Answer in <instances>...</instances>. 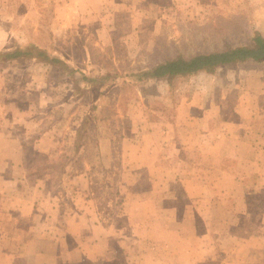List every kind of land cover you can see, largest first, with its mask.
Here are the masks:
<instances>
[{
  "label": "rangeland",
  "instance_id": "1",
  "mask_svg": "<svg viewBox=\"0 0 264 264\" xmlns=\"http://www.w3.org/2000/svg\"><path fill=\"white\" fill-rule=\"evenodd\" d=\"M82 2L86 6L74 2L77 6L72 11L66 0H0L1 48L35 45L62 61L52 64L23 57L0 63V104L4 112L8 107L19 109L9 116L17 120L19 132L15 134L21 143L16 148L25 155L27 166L35 168L31 177L40 174L41 183H48L58 195L69 196L76 185L72 173L88 171L93 208L101 221L113 222L117 241L110 239L108 246L114 261L123 263V249L136 245L134 238L123 234L131 216L174 217L178 212L204 216L200 210L204 208L197 206L210 194L214 197L210 185L232 184L224 171L233 169L235 162L199 156L195 147L183 143L184 147L157 159L166 173L179 170L181 179L172 182L170 192L150 190L153 175L149 167H155L149 158L155 140L152 132L158 133L164 120L184 118L186 112H179V105L185 98L195 96L197 102V92L221 86L223 81L233 85L236 74L229 66L216 69L217 74L201 72L170 81L139 80L140 73L178 56L251 45L256 34L264 36V0ZM129 5L135 13L123 9ZM241 65L243 70H264V62L248 60ZM83 75L96 79L90 82ZM239 78L235 84H251H243L244 73ZM194 111V118L203 120ZM260 175L264 180V171ZM195 183L203 186L195 190ZM249 198L263 200L264 194ZM184 203L188 204L181 206ZM259 209L263 213L264 208L254 206L252 214ZM209 215L207 222L203 218L202 228L215 233L219 253L210 255L206 243L201 246L192 239L186 260L191 264H244L246 260L237 256L233 261L223 259L228 255L222 249H235L245 241L223 238L230 220L224 216L228 215L219 217L222 224L209 221ZM252 255L254 264L264 262V249Z\"/></svg>",
  "mask_w": 264,
  "mask_h": 264
},
{
  "label": "crops",
  "instance_id": "2",
  "mask_svg": "<svg viewBox=\"0 0 264 264\" xmlns=\"http://www.w3.org/2000/svg\"><path fill=\"white\" fill-rule=\"evenodd\" d=\"M66 2L72 11L77 6L74 2L86 6L82 0ZM130 6H123V9L135 13L134 7L129 9ZM241 64H225L211 71L197 72L217 74L216 69L229 66L227 68L235 70L236 77L232 80L233 85L223 81L221 86L197 92L201 101L195 102V96L185 98L179 105V112H186L183 119H163L165 123L162 122L158 133L150 132L155 137L149 149L151 165L155 166L149 167L153 175L150 190L168 191L173 181L181 179L183 175L179 170L166 173V167L158 165L157 159L171 149L184 147L183 143L195 147L199 156L207 154L210 159H228L231 163L234 160L233 169L224 171L232 184L210 185L214 197L210 194V198L197 206V209L204 208L200 209L205 212L204 216H186L179 212L174 217L150 214L140 219L131 216L123 234L134 238L136 245L129 244L127 251L123 249V263L114 261L108 246L110 239L117 241L113 222L101 221L98 211L93 208L88 171L81 169L71 174L76 185L71 187L69 196L58 195L48 183H41L42 175L31 177L35 168L27 166L25 155L19 146L16 148L21 143L20 135L15 134L17 120L9 116L19 109L8 107L4 112L0 104V264H191L186 259L192 239L198 240L201 246L202 242L206 243L210 255L220 251L215 233L202 228L208 214L209 221L219 224H222V215L230 218L223 238L245 240L235 249H222V254L228 255L224 261L234 260L237 256L236 259L246 260L244 264H254L252 253L264 249V211L259 209L258 214H252L254 206L264 208V199L252 201L249 198L254 193L264 194V180L260 175L264 171V70H243L245 68H239L243 66ZM243 73L246 78L243 84L247 81L250 85L235 84ZM194 110L203 120L194 118ZM157 146L158 152H154ZM250 175L255 179H246ZM202 186L195 183L192 188L199 190ZM185 204L188 203L181 206ZM150 205L154 203L149 200ZM157 217L159 219H155Z\"/></svg>",
  "mask_w": 264,
  "mask_h": 264
},
{
  "label": "trees",
  "instance_id": "3",
  "mask_svg": "<svg viewBox=\"0 0 264 264\" xmlns=\"http://www.w3.org/2000/svg\"><path fill=\"white\" fill-rule=\"evenodd\" d=\"M21 57H33L47 63L62 62L59 58H52L35 45L25 48H0V60L7 61ZM264 61V36L256 34L252 38V44L248 46H234L217 49L208 52H200L189 57L178 56L154 65L144 70L139 75V80L167 79L173 77L192 75L200 71H211L215 67L225 64L243 63L244 61ZM88 81L96 78L82 76Z\"/></svg>",
  "mask_w": 264,
  "mask_h": 264
}]
</instances>
